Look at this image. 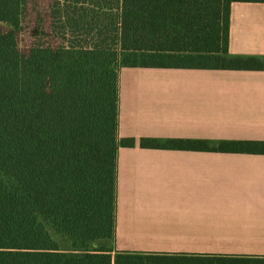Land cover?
<instances>
[{"label": "trees", "instance_id": "trees-1", "mask_svg": "<svg viewBox=\"0 0 264 264\" xmlns=\"http://www.w3.org/2000/svg\"><path fill=\"white\" fill-rule=\"evenodd\" d=\"M0 0V264H264L116 250L120 69L264 70L229 52L231 6L264 0ZM143 148L264 154L263 140L142 138Z\"/></svg>", "mask_w": 264, "mask_h": 264}, {"label": "crops", "instance_id": "crops-1", "mask_svg": "<svg viewBox=\"0 0 264 264\" xmlns=\"http://www.w3.org/2000/svg\"><path fill=\"white\" fill-rule=\"evenodd\" d=\"M229 52L264 63V3L231 6ZM121 68L116 250L264 256V154L142 138L263 140L264 70Z\"/></svg>", "mask_w": 264, "mask_h": 264}, {"label": "rangeland", "instance_id": "rangeland-1", "mask_svg": "<svg viewBox=\"0 0 264 264\" xmlns=\"http://www.w3.org/2000/svg\"><path fill=\"white\" fill-rule=\"evenodd\" d=\"M49 0H32L31 6L29 8L30 13L27 16L26 21L22 25L20 29V34H19V45L20 48L25 50L30 43L31 39L33 38V34L35 30L38 27L39 23L46 22L44 24V27H47V19L45 17V10L47 7ZM40 26V25H39ZM120 69V73H121ZM152 70H158L156 68H139L135 71L132 72L134 74L135 80H142L143 83L149 81V75H153L152 73H149V71Z\"/></svg>", "mask_w": 264, "mask_h": 264}]
</instances>
